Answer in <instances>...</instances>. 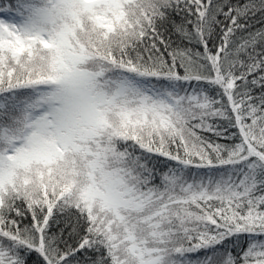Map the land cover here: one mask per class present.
<instances>
[{
  "label": "snow or ice",
  "instance_id": "6c2138e0",
  "mask_svg": "<svg viewBox=\"0 0 264 264\" xmlns=\"http://www.w3.org/2000/svg\"><path fill=\"white\" fill-rule=\"evenodd\" d=\"M264 0H0V264H264Z\"/></svg>",
  "mask_w": 264,
  "mask_h": 264
},
{
  "label": "trees",
  "instance_id": "16d2710c",
  "mask_svg": "<svg viewBox=\"0 0 264 264\" xmlns=\"http://www.w3.org/2000/svg\"><path fill=\"white\" fill-rule=\"evenodd\" d=\"M252 24H253V30L264 27V23L259 22L258 19L252 21Z\"/></svg>",
  "mask_w": 264,
  "mask_h": 264
}]
</instances>
